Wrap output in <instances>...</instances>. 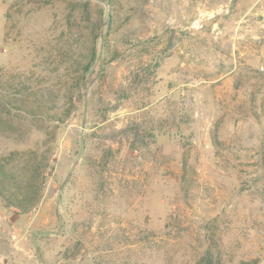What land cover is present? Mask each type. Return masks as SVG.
Returning <instances> with one entry per match:
<instances>
[{"label": "rangeland", "instance_id": "obj_1", "mask_svg": "<svg viewBox=\"0 0 264 264\" xmlns=\"http://www.w3.org/2000/svg\"><path fill=\"white\" fill-rule=\"evenodd\" d=\"M91 2L105 61L58 124L54 11L0 0V158L53 150L0 264H264V0Z\"/></svg>", "mask_w": 264, "mask_h": 264}, {"label": "trees", "instance_id": "obj_2", "mask_svg": "<svg viewBox=\"0 0 264 264\" xmlns=\"http://www.w3.org/2000/svg\"><path fill=\"white\" fill-rule=\"evenodd\" d=\"M20 1L22 4V0ZM23 1L27 6L54 11L53 25L60 32L55 39L54 52L48 53L45 59L54 66L52 72L60 71V78L72 81L70 86L68 83L57 84L68 96L63 103V114L55 119L58 124H64L77 107L78 101H74V96L82 95L88 89L89 76L94 73L100 62L105 61L99 46L102 38L105 37L104 23L93 19L91 0ZM101 1L110 6L114 4V0ZM107 53L111 56L109 50ZM116 59L113 57L110 62ZM45 135L46 141L41 146V150L15 151L0 158V198L7 207L14 208L21 215L33 211L44 195L47 171L50 169V155L53 151L49 145V134L46 132ZM78 254V251L74 252L69 258L76 260ZM197 264L216 263L212 257L206 256Z\"/></svg>", "mask_w": 264, "mask_h": 264}, {"label": "water", "instance_id": "obj_3", "mask_svg": "<svg viewBox=\"0 0 264 264\" xmlns=\"http://www.w3.org/2000/svg\"><path fill=\"white\" fill-rule=\"evenodd\" d=\"M85 1H88V0H85ZM105 4V3H104ZM84 150V143L82 144V151Z\"/></svg>", "mask_w": 264, "mask_h": 264}, {"label": "built area", "instance_id": "obj_4", "mask_svg": "<svg viewBox=\"0 0 264 264\" xmlns=\"http://www.w3.org/2000/svg\"><path fill=\"white\" fill-rule=\"evenodd\" d=\"M257 6V5H256Z\"/></svg>", "mask_w": 264, "mask_h": 264}]
</instances>
